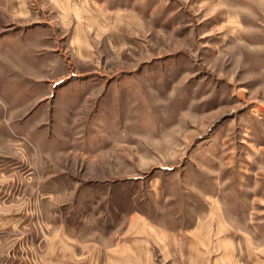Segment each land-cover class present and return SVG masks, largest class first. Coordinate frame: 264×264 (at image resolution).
<instances>
[{
  "label": "rangeland",
  "instance_id": "obj_1",
  "mask_svg": "<svg viewBox=\"0 0 264 264\" xmlns=\"http://www.w3.org/2000/svg\"><path fill=\"white\" fill-rule=\"evenodd\" d=\"M32 2L27 25L0 10L29 35L0 42V263L218 210L264 261V0H83L67 25Z\"/></svg>",
  "mask_w": 264,
  "mask_h": 264
},
{
  "label": "crops",
  "instance_id": "obj_2",
  "mask_svg": "<svg viewBox=\"0 0 264 264\" xmlns=\"http://www.w3.org/2000/svg\"><path fill=\"white\" fill-rule=\"evenodd\" d=\"M82 1L37 0L42 7L45 3H53L57 19L62 25L71 23L70 20L81 15ZM32 3V0H0V10L10 11L14 22L27 25L36 17ZM28 36L26 33L2 34L0 42L9 40L16 44L6 46L7 49H2V46L0 48L11 55L17 54L21 49H25ZM0 212L1 218L20 215L15 213L16 211ZM120 214L113 233L109 235L112 234L111 240L105 243H81L84 252L76 253L75 256L80 261L76 260L75 264H89L85 259L91 261V264H245L242 258L243 241L222 210L209 211L204 216L197 217L188 227L175 229L153 221L147 213ZM15 258L13 253L7 260H11L10 264H15ZM72 260V255L65 260L61 257L52 259L49 251L43 253L38 264H71ZM26 261L28 264H35L29 256ZM259 262L264 264L260 258L257 264Z\"/></svg>",
  "mask_w": 264,
  "mask_h": 264
}]
</instances>
